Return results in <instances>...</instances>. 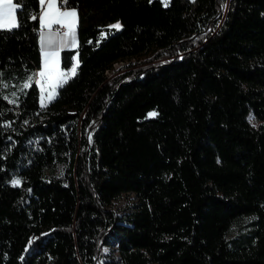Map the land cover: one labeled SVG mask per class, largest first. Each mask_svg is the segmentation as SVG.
<instances>
[{
  "label": "trees",
  "instance_id": "trees-1",
  "mask_svg": "<svg viewBox=\"0 0 264 264\" xmlns=\"http://www.w3.org/2000/svg\"><path fill=\"white\" fill-rule=\"evenodd\" d=\"M13 2L0 264H264V0H67L79 64L45 105L40 3Z\"/></svg>",
  "mask_w": 264,
  "mask_h": 264
},
{
  "label": "snow or ice",
  "instance_id": "snow-or-ice-1",
  "mask_svg": "<svg viewBox=\"0 0 264 264\" xmlns=\"http://www.w3.org/2000/svg\"><path fill=\"white\" fill-rule=\"evenodd\" d=\"M39 3L44 7V11L40 15V45L41 51L44 56V67L38 73L41 80L47 79L51 86V92L47 99L51 100L54 98L52 93L55 92L56 87L60 82L66 83L70 76L75 75L79 61L71 67L69 72L59 71V54L60 51L68 47L67 37H72L71 47H76L75 40V27L78 23V13L75 9L72 10H61L62 7L67 5V0H39ZM165 6H167V0H165ZM19 5L13 3V0H0V29L11 30L14 27H18L19 24L16 20V12ZM32 19H37L35 15ZM53 25H59L60 27H67V32H64L61 36V40L58 46L54 47L53 36L60 35L59 30L56 33H52L51 29ZM110 27L119 29V24L111 25ZM47 30V31H46ZM31 80V78H29ZM25 88L29 87V83H25ZM43 84L41 88L43 90ZM44 97L42 96V103ZM15 103V100L12 101ZM152 115H155L153 113ZM14 184H19L20 181H13Z\"/></svg>",
  "mask_w": 264,
  "mask_h": 264
},
{
  "label": "crops",
  "instance_id": "crops-1",
  "mask_svg": "<svg viewBox=\"0 0 264 264\" xmlns=\"http://www.w3.org/2000/svg\"><path fill=\"white\" fill-rule=\"evenodd\" d=\"M14 3V2H13ZM72 9H75L73 7H62L61 10H72ZM44 11V7L41 6L40 4V10L38 12V15H37V20H38V24H39V30H40V15L41 13ZM16 20H17V17H16ZM57 30H59V33L60 35H55L53 36V40H54V47L58 46L59 43H60V40H61V36L63 35L64 32H67V27H60L59 25H53L52 29H51V32L52 33H56ZM75 30H76V27H75ZM74 30V32H75ZM47 31V30H46ZM67 43L69 44L68 47H65L63 48L61 51H60V54H59V71L60 72H69L71 67L73 66V64L76 63V61L78 60L77 59V52H75L73 55H72V66H70L69 68H64L63 67V64H62V60H61V56H62V51L64 49H75L77 47V44H76V47H71V42H72V37L71 36H68L67 38ZM39 45H40V31H39ZM40 49H41V45H40ZM44 67V56H43V53L41 51V66L40 68H38L36 74H38ZM40 81V77L38 75H36V82L39 86V90H40V95H39V98H40V103L42 105H45L47 104L48 102H50L51 100L47 99L49 93L51 92V86L49 84V82L47 81V79L45 80H41V84L39 83ZM63 82H60L59 85L56 87V90L54 93H52V95L55 97L56 96V93H57V89L58 87L62 84ZM43 84V90L41 88V85ZM42 96L44 97L43 99V103H42Z\"/></svg>",
  "mask_w": 264,
  "mask_h": 264
},
{
  "label": "rangeland",
  "instance_id": "rangeland-1",
  "mask_svg": "<svg viewBox=\"0 0 264 264\" xmlns=\"http://www.w3.org/2000/svg\"><path fill=\"white\" fill-rule=\"evenodd\" d=\"M164 2H165V0H163ZM75 40H76V44H77V38H76V31H75ZM149 57V55L147 54V53H141L140 55H138L137 57H133V58H128V59H123V60H121V61H118V62H116L115 64H114V67L115 68H118L120 65H123V64H128V63H130L131 62V66H133V65H136V64H138V61H140V60H144V59H147ZM39 83L41 84V79H40V81H39ZM153 113H155L154 111H151L150 112V115H152ZM131 202V200L130 199H122L117 205H116V207H117V210L119 209V216H121V217H123V216H125V215H120V213H122V212H127V213H129V211L127 210V207L129 206V202ZM127 203V204H126ZM126 210V211H125ZM250 219V217H247L246 218V220H249ZM243 225V224H242ZM242 228V230H244L247 226L246 225H243V226H241ZM236 231H237V226L236 225H233V226H231L230 227V234H233V233H236ZM110 251V249H108V248H106L105 249V252H109ZM114 254H115V258H116V260H118L117 259V252H115V250H114Z\"/></svg>",
  "mask_w": 264,
  "mask_h": 264
},
{
  "label": "bare ground",
  "instance_id": "bare-ground-1",
  "mask_svg": "<svg viewBox=\"0 0 264 264\" xmlns=\"http://www.w3.org/2000/svg\"><path fill=\"white\" fill-rule=\"evenodd\" d=\"M125 199L127 198V199H130L131 200V202H129L130 204H129V206L131 205L132 206V204H133V202H134V200L136 201V196L133 194V195H130V196H125L124 197ZM123 198V199H124ZM122 200V199H121ZM127 204V203H126ZM116 205V204H115ZM129 206L127 207V210L129 211ZM116 210H117V207H116ZM119 210V209H118ZM126 211V210H125ZM118 214H119V212H118ZM125 214H128L127 212H122V213H120V215H125ZM121 217V216H120Z\"/></svg>",
  "mask_w": 264,
  "mask_h": 264
}]
</instances>
